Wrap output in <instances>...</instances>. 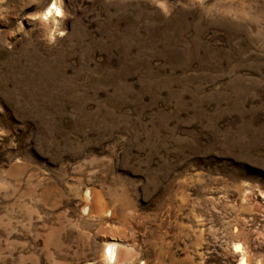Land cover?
<instances>
[{"label":"rangeland","instance_id":"1","mask_svg":"<svg viewBox=\"0 0 264 264\" xmlns=\"http://www.w3.org/2000/svg\"><path fill=\"white\" fill-rule=\"evenodd\" d=\"M0 264H264V0H0Z\"/></svg>","mask_w":264,"mask_h":264},{"label":"bare ground","instance_id":"2","mask_svg":"<svg viewBox=\"0 0 264 264\" xmlns=\"http://www.w3.org/2000/svg\"><path fill=\"white\" fill-rule=\"evenodd\" d=\"M50 10H52V9L50 8ZM109 247H110L111 251L113 252L114 246L111 244ZM112 252H111V254H112Z\"/></svg>","mask_w":264,"mask_h":264}]
</instances>
